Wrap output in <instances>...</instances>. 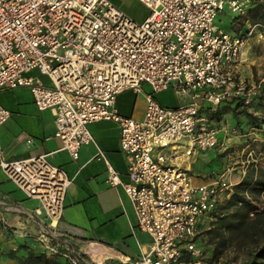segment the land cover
Here are the masks:
<instances>
[{
	"label": "built area",
	"instance_id": "built-area-1",
	"mask_svg": "<svg viewBox=\"0 0 264 264\" xmlns=\"http://www.w3.org/2000/svg\"><path fill=\"white\" fill-rule=\"evenodd\" d=\"M139 1L148 9L142 21L110 0H0V90L29 89L39 110L52 111L54 136L72 158L82 145L94 142L89 123L116 122L127 180L102 149L94 157L105 162L106 181L122 187L137 228L150 238L149 251L131 264H204L197 243L201 228L213 220L234 184L224 173L194 184L184 163L222 144L206 106L232 97L247 104L256 92L239 80L237 68L247 38H261L264 24H252L242 35L215 23L225 7L245 15L252 0ZM143 84L151 88L144 93L143 116L121 115L117 94L138 93ZM169 87L182 99L174 107L154 97ZM10 115L0 105V126ZM0 166L28 196L39 199L51 231L71 183L65 170L46 155ZM48 229L39 235L44 252L86 264L90 257L59 252ZM185 256L192 260L184 261Z\"/></svg>",
	"mask_w": 264,
	"mask_h": 264
},
{
	"label": "crops",
	"instance_id": "crops-1",
	"mask_svg": "<svg viewBox=\"0 0 264 264\" xmlns=\"http://www.w3.org/2000/svg\"><path fill=\"white\" fill-rule=\"evenodd\" d=\"M136 3L138 17L131 18L142 21L148 9L139 0ZM259 5H264V0H252L248 11L253 13ZM223 28L229 31L228 25ZM244 60L243 55L238 66L243 78L248 75ZM30 74L39 75L36 70H31ZM41 78L47 82L45 76ZM150 91V86L143 84L138 93L129 89L117 94V111L121 115L140 119L143 116L144 93ZM154 97L167 107H174L182 101L175 93L169 96L168 89L155 93ZM0 105L11 112L8 120L0 126V162L46 155L52 165L65 170L71 179L62 213L50 231L49 219L39 199L28 196L0 166V264H20V260L29 252H44L39 235L45 229L50 231L51 243L57 244L59 252L68 250L72 254L90 257L92 260L89 258L86 264H131L133 259L149 251L150 238L137 228L130 199L121 186L108 184L105 162L94 157L98 148L102 149L120 178L127 180L116 122L102 120L89 123L87 127L94 142L82 145L77 158H72L67 150L62 149L61 139L54 136L52 111L39 110L29 89L17 87L0 90ZM233 117L231 109L222 114L226 124L219 127L217 136L222 144L218 147L228 145L234 137L229 134L234 125ZM210 120L215 123L213 119ZM208 151L197 152L184 163L194 184H207L216 174L226 175L224 169L215 170L213 159L208 158ZM242 176L233 183H238ZM132 232L135 241L128 243L126 236ZM57 256L61 260L64 258L60 254Z\"/></svg>",
	"mask_w": 264,
	"mask_h": 264
},
{
	"label": "rangeland",
	"instance_id": "rangeland-1",
	"mask_svg": "<svg viewBox=\"0 0 264 264\" xmlns=\"http://www.w3.org/2000/svg\"><path fill=\"white\" fill-rule=\"evenodd\" d=\"M114 5L121 9L129 17H138L136 0H111ZM258 11H248L247 15H235L227 7L217 15L215 23L221 27L228 25L230 33L245 34L247 29L256 22ZM263 24V23H260ZM246 52L244 53V50ZM245 57L244 66L248 75L241 76L240 67L237 68L239 80L248 86L254 85L256 92L252 95L249 103L244 104L248 112L256 116H262L264 120V34L258 38L254 34L247 38L242 57ZM242 62V61H241ZM146 85V84H144ZM261 86V87H260ZM260 89V90H259ZM259 91V92H258ZM258 92V93H257ZM174 94L172 87L168 88V95ZM237 110H241V107ZM233 117L234 125L231 135H234L228 145L209 150V157L213 159L212 166L224 169L230 182L242 179L245 175H255L264 180V124L261 130L251 127L248 118L243 115ZM212 123L216 128L225 126L221 117L219 121ZM221 146V145H220ZM207 154V152H206ZM217 175V174H216ZM235 185V183H233ZM246 199L251 205L244 211L245 223L242 232L228 229L222 226L223 220L218 219L213 225L212 220H207L201 228L197 243L202 249L204 264H224L226 261L240 262L258 243L264 240V215H256V211L264 208V183L253 186L244 192ZM241 202L237 205L240 206ZM257 208V209H255ZM236 206H230L224 213L234 212ZM253 212V214H250ZM221 216V217H222ZM210 226V227H209ZM122 237V234H119ZM128 243L135 241V234L126 236Z\"/></svg>",
	"mask_w": 264,
	"mask_h": 264
},
{
	"label": "trees",
	"instance_id": "trees-1",
	"mask_svg": "<svg viewBox=\"0 0 264 264\" xmlns=\"http://www.w3.org/2000/svg\"><path fill=\"white\" fill-rule=\"evenodd\" d=\"M256 9V8H255ZM257 18L256 22H260L264 24V5H259L257 7ZM261 87V86H260ZM260 90V89H259ZM259 92V91H258ZM257 92V93H258ZM246 104L241 98L232 97L229 99L223 100L216 107L211 108L210 106H206L204 108V112L208 115L210 119L219 121L222 117V114L226 111L230 110L233 112L234 117H238V115H243L248 118V123L251 127L256 128L257 130H261L262 125L264 124V120L262 116H256L253 113L247 111L244 107ZM241 107V110H237ZM264 131V129H262ZM264 183V180L255 176V175H245L243 179H241L238 183H236L233 187V192L231 196L227 199H224L218 206L217 211L213 214V220L211 225H213L218 219L223 220L222 226L228 229H235V231L242 232L244 229V211L250 208V204L246 199L244 192L250 190L253 186H259ZM241 202L240 206L237 204ZM236 206L234 212L224 214L223 210H227L230 206ZM257 209V208H255ZM256 215L263 214L264 208L262 210H258L255 212ZM222 216V217H221ZM210 227V226H209ZM192 259L189 256L184 257V261L189 262ZM20 264H70L66 258L61 260L60 256H47L46 253H34L29 252L25 258L20 260ZM224 264H264V240L261 243H258L255 248H253L248 255L241 260L240 262L236 261H226Z\"/></svg>",
	"mask_w": 264,
	"mask_h": 264
}]
</instances>
